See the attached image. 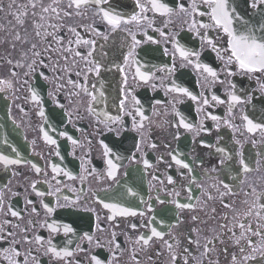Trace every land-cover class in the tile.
I'll use <instances>...</instances> for the list:
<instances>
[{
  "label": "flooded vegetation",
  "instance_id": "af4514ba",
  "mask_svg": "<svg viewBox=\"0 0 264 264\" xmlns=\"http://www.w3.org/2000/svg\"><path fill=\"white\" fill-rule=\"evenodd\" d=\"M25 2L26 0H15L16 5ZM168 2L171 4V0ZM44 3H49V0H44ZM11 4L12 0H0V8H2L0 10V42L11 41L17 33L22 35L24 39L33 41L32 17L29 16L28 22L21 27L16 20L17 9L15 5L10 7ZM122 5L123 11L130 13L133 0H122ZM88 17H92L91 11L88 13ZM172 19L174 24L170 27L173 35H176L177 31L183 27L186 17L177 15ZM90 22V19H74L69 21V24L87 25ZM157 23L159 24V20ZM24 29H27L26 34ZM148 33L159 39L160 43H145L143 41L146 38L142 36V32H136L137 39L142 40L141 46L137 49L141 63L147 61L152 65L161 67L168 64L170 57L164 55L162 49L169 47L171 52V46L158 33L152 32L150 29H148ZM179 37H182L180 41L182 44L194 49L199 48V41L192 33L179 31ZM126 43L123 33L114 34L105 46V51L109 52V56L105 57V60L110 59L121 64L122 54L126 53L127 50ZM27 47V45H23V48L26 49ZM20 51L21 46L19 44L16 51L13 52L10 44L0 43V57H6L9 52L15 56ZM204 56L214 57V54L205 52ZM175 60L178 65L184 66L171 75L164 76L157 73L158 76H162V79L151 82L158 85L155 90L150 85L132 79L133 68L125 66L128 85L135 89L133 94L140 99L145 115L150 118V121H145L142 138L140 133L132 131L125 130L117 134L108 132L104 123H100L98 126V116L86 110L90 104V100L86 96L79 98L77 104L70 107L67 99H64L63 94H61L65 109L57 108L47 95L54 85L46 84L45 88L41 90L44 103L40 106L35 105L30 99L27 102L24 100V96L27 94L24 89L15 91L14 95L0 93V154L7 155L10 159L22 161L19 165L7 167L0 162V190L3 191L5 200V208L0 211V224H3L6 219L11 220L12 229L20 234L17 236V239H20L24 235L25 225L30 221L37 219L40 223L43 222L47 213L42 208L41 202L48 203L50 207L57 209L52 219H56L61 224H68L74 229V233L67 236L61 230V233L54 236V242L65 244L68 240H72L73 245H69V247L79 243L86 251L78 252L74 259L80 260L81 264H89V255L96 253H101L102 256L111 259L107 247L104 249L96 247L95 238L98 237L107 246L112 232L116 233L117 241L121 243V249L118 253L119 259L116 264H135L131 253L133 251L139 252L140 246L136 245L133 249V243L129 237L135 239L138 234L150 235V229L156 228L165 233L164 238H153L145 251L139 252L141 264H171L167 248L168 243H173L170 236L183 244L184 247H188L189 245L185 243V237L189 236L190 228H195L198 231H194L193 236L203 244L206 238L212 239L215 236H221L224 229L220 225L225 223L224 217L229 218V228L233 227L237 219L242 220L254 199L253 196L249 195V189L255 188L257 192L264 191V133L257 132L252 135L246 132V122L243 120V116L247 115L255 123H264V96L260 94V85L255 79H249L243 73L235 77L226 76L223 71L224 65L219 60H216L212 66L220 72L223 83H213L211 77L205 80L193 66L187 65L181 60L178 54ZM204 62L210 63L211 60H204ZM61 63L63 62L61 61ZM109 67H112V71L102 72L97 84V88L103 87L105 90L106 102L93 105V107L97 113L107 112L116 115V104L119 89L122 86L123 74L111 64ZM9 69V65L0 63V76H6ZM170 80L188 87L197 96H200L202 92L204 95H209L205 90L210 88L216 95L225 98L226 94L231 91L230 81L236 83L237 89L240 90L238 94L247 91L249 95H253V93L255 95L252 103L238 105L233 110L232 115H229L227 102L214 107H204L183 95L168 92ZM16 87L19 88V85ZM156 100H160L162 103L157 105ZM174 100L182 101V103L175 104V109L194 125V129L198 128L205 112L220 116L222 118L221 124H223L224 119L232 120L234 127L222 126L217 131L214 127L216 122L207 119L204 124L205 127L211 129L210 135L204 132L197 135L195 130L189 132L181 127L179 139H174L176 131L172 127L175 123L172 103ZM41 107L46 113L44 118L38 115ZM76 107L80 108L79 116H73L72 122L69 123L66 118L67 114L75 112ZM134 107L131 96H128L126 110H131ZM201 107L203 111L198 112L197 109ZM21 108L23 111L20 110ZM124 119L128 122V128H131V118L125 116ZM45 120H47L46 125ZM42 127H46L49 134L58 140V148L49 145L43 139L40 131ZM98 127L103 132L102 135L98 132ZM53 128L57 131L53 132ZM63 131H67L74 139H78L82 146H73L70 141L59 137V132ZM133 137H136V141L133 140ZM100 140H104L110 147L114 146L116 154L122 157L121 167L115 180L106 176L107 168L103 156V147L99 143ZM88 141H91V144ZM201 141L213 145L218 142V146L224 147L226 152L234 157L243 152L246 162L254 168V171L247 174L242 172L237 174L234 169L238 167V163L235 160L227 159H225L224 165L218 167L220 160L224 159L223 154L213 155L214 148L202 147ZM236 141H239V144ZM136 142L140 144L139 152L133 147ZM151 143H156L157 148L148 147ZM57 150L60 152V156L54 155ZM172 150H175L181 158H188L194 169L192 175L197 178V183L202 182L204 184L203 191L193 185L192 192L189 193L187 191L188 175L185 174L181 177L179 175L181 170L177 166L173 165V167L167 168L158 162V157L163 155L167 158L168 153ZM133 154L136 155L137 160L132 159ZM143 158H147L154 167L148 170L144 169ZM168 163L172 162L168 161ZM53 164L77 178L71 180L62 174L53 173ZM33 165L41 167L42 174H37ZM86 167L91 175L84 171ZM211 168H216L219 179H224L225 174L228 176L226 182L229 184L231 192L223 198H221L220 192H223L224 189L219 188L218 180L204 176V171ZM81 175L85 176L86 179L81 180ZM157 175L164 183L153 180V176ZM168 175L173 176L176 181L175 185L167 184ZM34 183L36 185L35 192L31 187ZM214 184L216 187H213ZM56 188L62 189V193L58 196H49L48 193ZM81 188H83V193L80 191ZM128 189H132L137 195L132 196ZM36 192H44L45 195L38 196ZM175 192H179L180 196L176 197ZM63 196L69 198V206H63L65 205ZM189 196H192L193 199L189 200ZM77 197H79L80 204L77 207H72L71 205L75 203ZM29 199L35 201L38 216L31 213L33 205L27 203ZM99 199H103L106 203H119L123 207H130L138 212H143L144 215L136 217L117 216L115 220L109 221L107 217L111 215V211L96 202ZM176 199L181 203L194 204L195 209H176L171 202ZM57 201H59L60 206H58ZM225 201L229 206H224ZM9 208L21 212L22 219L17 220L8 215ZM84 209H91L92 211H84ZM193 216L199 217V220L194 222ZM129 223L137 224L138 230L134 232L129 229L127 227ZM16 224H19V228L15 227ZM97 224L103 228V231L97 228ZM30 231L33 236L43 235L46 240L51 235L47 229L39 227ZM85 234L94 237L92 243L87 242ZM8 246L7 242L0 241V249ZM224 246L230 250L233 249V245L227 242ZM23 247L27 248L28 246L23 245ZM174 247L179 251V244H174ZM194 248L195 246L191 251L197 264H209L203 253L196 252ZM221 248L222 245L219 244L213 246V258L219 264H229L228 257L219 254ZM39 251L43 253L44 249L41 248ZM157 252L159 255L155 254ZM150 256L151 259H149ZM0 260H2V255H0ZM41 264H52V261L49 257H42Z\"/></svg>",
  "mask_w": 264,
  "mask_h": 264
},
{
  "label": "snow or ice",
  "instance_id": "6c2138e0",
  "mask_svg": "<svg viewBox=\"0 0 264 264\" xmlns=\"http://www.w3.org/2000/svg\"><path fill=\"white\" fill-rule=\"evenodd\" d=\"M15 5L18 15L16 20L18 24L23 27L28 22V17H32V34L33 41L24 39L19 33L15 34L11 41L5 40L0 43L11 45L13 52L16 51L17 45L21 46V51L15 56L11 52L6 57H0V63H5L10 66L9 72L6 76H0V93H8L14 95L15 91L24 89L26 95L24 100L29 99L35 105L40 106L44 103V97L41 90L45 85H54L53 89L47 93L51 98L53 104L61 110L65 109V104L62 102L61 94L64 99H67L68 106L72 107L77 104V101L82 96H86L90 100V104L86 109L88 112L97 115V125L104 123L108 132L117 134L120 131H132L141 134L145 127V121H150V118L145 115L143 106L139 98L133 93L135 89L128 85V75L125 72V66L133 68L132 79L139 83L150 85L152 89H156L158 85L151 83L162 79L157 73L164 76L174 74L184 65H178L175 57L178 54L180 59L187 65L193 66L203 77L207 80L212 78L213 83H223L220 72L212 65L216 60H219L224 65V73L226 76L235 77L240 73L245 74L249 79H255L259 85V91L264 96V0H133L131 12L123 11L122 0H49L45 4L44 0H26L25 3L16 5L15 0H12ZM2 10V8H0ZM92 12V17H88V13ZM182 15L186 17L183 22V27L173 35L172 28L173 17ZM74 19H90L91 22L84 24H69V21ZM159 20V24L157 21ZM148 29L152 32L158 33L165 42L171 46L164 47L162 53L170 57L168 64L162 67L152 65L145 61L141 63L138 58L137 49L141 46L142 40L137 39L136 32H142V36L146 38L143 42L151 44H159V39L149 35ZM167 29V31H165ZM25 34L27 29H24ZM179 31H187L192 33L199 41V48L194 49L182 44L179 37ZM123 33L127 41L126 53L122 54V63L117 64L113 60H105L109 56V52L105 51V46L114 34ZM23 45L28 47L25 49ZM208 52L214 54V57L204 56ZM211 60L210 63H205L204 60ZM61 61L63 63H61ZM114 66L117 71L123 74L121 87L119 89V96L117 99V114L111 115L107 112L97 113L93 105L106 102L105 90L103 87L97 88L102 72H111ZM95 81V82H93ZM19 85V88L16 86ZM229 87L231 91L226 94L225 98L216 95L210 88L206 89L209 95H204L202 92L200 96L193 94L188 87L177 84L174 80L169 81L168 92L183 95L197 104H202L204 107H214L216 105H223L227 102L228 114L232 115L233 110L240 104L252 103L253 95H249L247 91L237 89L236 83L230 81ZM128 96H131L135 105L131 110H126V103ZM19 99V97H17ZM157 105L162 101L156 100ZM173 113L175 123L172 125L176 129L174 139H179V129L182 127L189 132L196 131L199 135L201 132L211 134V129L205 127L204 121L211 119L216 122L214 127L217 131L223 126L233 128L234 122L232 120L224 119L223 124L220 123L221 117L213 115L211 112H205L204 117L201 118L197 129L194 125L188 122L181 112L175 109L176 103L182 101H172ZM23 111V109H20ZM197 111H203V108H198ZM80 108L76 107L75 112H69L67 119L69 123L72 122L73 116H79ZM38 115L42 118L46 116L45 110L41 107ZM125 116L131 118V128H128V122L124 119ZM139 118V119H138ZM178 118V119H176ZM246 122L245 131L255 135L257 132L264 133V123H255L249 119L247 115L243 116ZM167 123V122H166ZM47 120H45V125ZM98 132L102 135L98 127ZM43 139L51 146L59 147L58 140L49 134L46 127L40 129ZM53 132L57 129L53 128ZM59 137L70 141L73 146H82L78 139H74L67 131L59 132ZM136 141V137H133ZM7 143V141H5ZM91 144V141H88ZM99 143L103 147V156L106 164V176L115 180L119 168L121 167L122 157L116 154V150L110 147L104 140ZM201 146L204 148H214L213 155L219 153L223 154L224 159H221L219 166L224 165L225 159L235 160L238 167L234 169L237 174L250 173L254 168L246 162L243 152L237 156H232L226 152L224 147L201 141ZM239 144V141H236ZM255 143V141H253ZM133 147L139 152V142L134 143ZM148 147L152 149L157 148L156 143H151ZM15 151V149H13ZM54 155L60 156L57 150ZM146 156V153H145ZM133 160H137L136 155H132ZM171 161L172 163H168ZM0 162L5 167L9 165H19L22 163L19 159H10L7 155L0 154ZM144 169H152L153 164L147 159H142ZM158 162L164 164L167 168L177 166L181 171L179 175L183 177L188 175L187 191L192 192V186L204 189V184L197 183V178L192 175L194 169L187 157L181 158L179 154L172 150L168 153V157L163 155L158 157ZM90 164V161H89ZM37 174H42V168L33 165ZM89 175L91 172L86 167L84 169ZM52 172L57 175L67 176L71 180L77 177L72 176L69 172H65L55 164L52 165ZM204 176L210 179L218 180L219 188L224 189L220 192L221 198L231 192L228 179L225 174L224 179H219L216 168H211L204 171ZM55 179V177H53ZM81 180L86 179L85 176H80ZM103 179V177H101ZM243 179V177H241ZM153 180L158 183H164L160 176H153ZM176 181L173 176H167V184L175 185ZM32 189L36 191L35 183L32 184ZM213 187H216L214 184ZM83 193V188H81ZM132 196L137 193L128 189ZM62 193V189L56 188L54 191L48 193L49 196H58ZM171 195V193H169ZM38 196H44V192H36ZM95 195V194H93ZM249 195L253 196L252 205L244 214L243 219H237L233 227L229 228V218L224 217L225 223L220 225L224 232L221 236H215L212 239H205V243L201 244L199 240L193 236L194 231L198 229L190 228L189 236L185 237V243L189 246L184 247L174 237L170 236L173 243H168L167 248L170 255L171 264H197L195 257L192 255L193 246L196 252H202L207 258L209 264H219L213 258V246L222 245L220 255L227 256L229 264H264V191L257 192L255 188L249 189ZM175 196L179 197L180 193L175 192ZM159 199V197H157ZM193 199L192 196L188 197ZM65 205L69 206L67 196H63ZM99 204L105 209H110L111 215L107 217L109 221H113L117 216L120 217H136L144 215L143 212H138L130 207H123L119 203H106L103 199H99ZM178 210H194L195 205L190 203H181L178 199L171 201ZM33 205L31 213L39 215L35 201L29 199L27 202ZM58 206L59 201H57ZM146 203V202H145ZM80 204L79 197L75 198V203L72 207H77ZM41 206L45 209L47 215L42 223L37 219H33L25 225L24 235L17 239L20 235L12 229V221L6 219L3 224H0V241L8 243L7 248L0 249L2 260L0 264H41L42 257H49L52 264H81L80 260H75L74 257L78 252H85L86 249L76 243L73 247L72 240H68L65 244L54 242V236L61 233L67 236L74 233V229L68 224H61L52 216L57 209L50 207L48 203L41 202ZM224 206H229L225 201ZM5 208L4 193L0 190V211ZM84 211H92L91 209H84ZM8 215L22 219V213L8 209ZM193 221L199 220V217L193 216ZM19 228V224L15 225ZM47 229L51 234L47 240L43 235L33 236L31 229L35 228ZM127 227L134 232L138 230V225L129 223ZM97 228L103 231V228L97 224ZM165 233L158 231L156 228L150 229V235H137L135 239L131 236L133 249L139 245V252L145 251L153 238L163 239ZM190 237V238H189ZM223 237V238H222ZM85 239L88 243H92L94 237L85 234ZM225 242L233 245L230 250L225 245ZM96 247L104 249L107 247L111 254V259L102 256L101 253L89 255V264H116L119 259L118 253L121 249V243L117 241L116 233H111V238L106 246L97 237L95 238ZM174 244H179V251H177ZM23 245H27L25 248ZM44 249L43 253L39 249ZM139 252L133 251L131 253L135 264H141ZM159 255V253H155ZM151 259V256L149 257Z\"/></svg>",
  "mask_w": 264,
  "mask_h": 264
}]
</instances>
